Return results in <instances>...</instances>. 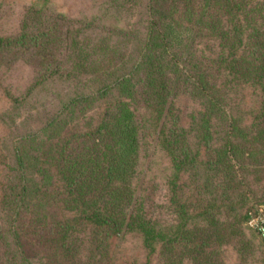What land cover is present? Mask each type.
I'll use <instances>...</instances> for the list:
<instances>
[{"label": "rangeland", "instance_id": "rangeland-1", "mask_svg": "<svg viewBox=\"0 0 264 264\" xmlns=\"http://www.w3.org/2000/svg\"><path fill=\"white\" fill-rule=\"evenodd\" d=\"M0 39V264H264V0H0Z\"/></svg>", "mask_w": 264, "mask_h": 264}, {"label": "trees", "instance_id": "trees-1", "mask_svg": "<svg viewBox=\"0 0 264 264\" xmlns=\"http://www.w3.org/2000/svg\"><path fill=\"white\" fill-rule=\"evenodd\" d=\"M0 41L2 43H6L9 42L10 40L0 39ZM256 55L257 56L255 57L252 55V57L250 58V61L252 60L250 70L254 78L257 77L260 80H264V42L260 48V52L256 51ZM126 106H127L126 104L121 102L119 103V106L116 109H114V111L111 114L107 113L106 117H109L110 121L112 118L111 124L110 121L107 120V122H105L106 119L103 120L104 124L102 128L105 129V133L110 134V136H113L117 142V148L115 152V158L117 162H114L110 166L112 167L113 170L116 171L120 170V168L123 167L124 164L123 159L126 153L128 152V146L132 147L135 143L133 128L129 124L130 111ZM257 117H258L259 130L257 131V133L254 134V137L264 132V99L262 100ZM259 209L264 211V204H258L256 206L249 208V210L246 213L247 221H249L250 217L254 215ZM262 244L264 245L263 242Z\"/></svg>", "mask_w": 264, "mask_h": 264}, {"label": "built area", "instance_id": "built-area-1", "mask_svg": "<svg viewBox=\"0 0 264 264\" xmlns=\"http://www.w3.org/2000/svg\"><path fill=\"white\" fill-rule=\"evenodd\" d=\"M260 211L261 213L257 211L254 215L250 217L249 224L256 230L260 239L264 243V211Z\"/></svg>", "mask_w": 264, "mask_h": 264}]
</instances>
